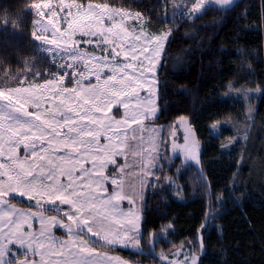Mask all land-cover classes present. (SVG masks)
Wrapping results in <instances>:
<instances>
[{
    "label": "trees",
    "instance_id": "obj_1",
    "mask_svg": "<svg viewBox=\"0 0 264 264\" xmlns=\"http://www.w3.org/2000/svg\"><path fill=\"white\" fill-rule=\"evenodd\" d=\"M78 1L139 13L151 33H171L158 72L160 110L147 121L163 127L165 151L144 203L139 244L89 240L91 246L129 264H164L185 245L200 247L202 235L200 264H264V0L211 5L195 19L194 0ZM35 2L0 0V89L55 79L61 70L32 35L37 26L27 9ZM181 117L201 143L202 170L170 153L168 136Z\"/></svg>",
    "mask_w": 264,
    "mask_h": 264
},
{
    "label": "snow or ice",
    "instance_id": "obj_2",
    "mask_svg": "<svg viewBox=\"0 0 264 264\" xmlns=\"http://www.w3.org/2000/svg\"><path fill=\"white\" fill-rule=\"evenodd\" d=\"M212 2L220 7H226L230 6L233 0H212ZM82 7L76 4L75 0L71 2L69 0H39L31 4L27 14L33 17L34 27L42 25L43 32L51 31V38L44 34H37L35 31L32 33L34 38L44 45H54L60 51L67 53L66 57H61V60L67 59L71 63H62L58 78L55 80L46 78L43 85L33 86L30 83L28 87L0 90V101L6 102L0 105V156L7 158L6 163L0 162V201L8 203L3 201V197L16 193L22 197L26 196L29 200L38 197L37 203L45 200L48 204L55 205L45 209L51 215L47 218L41 217L42 227L39 236L45 234L46 221L47 226L66 228L71 239V243H58L55 250L51 248L50 242L36 240V249L45 247L48 249L47 253L40 252L41 264H46L45 255L61 257L62 260L57 261L56 264H93L88 257L94 255L95 249L89 246L90 242L85 236V231L92 236L102 234L101 238L106 244L125 243V246L127 243H132L134 246L139 244V240L135 237L128 241L126 233L110 236L102 227L93 223L97 219V213L93 211L97 206V199L90 192L85 191V188L90 189L93 183L97 188H101L107 179L104 177L106 163L110 161L115 163L113 157L122 155L117 150L122 145H112V137H106L109 144L103 146L100 144L101 135L111 131L114 124H119L116 119L119 112L113 116L107 114L112 111L113 106H122L127 109L130 101L124 97L136 94L149 79L155 81L154 75L146 77L143 71H138L133 61L147 54L145 59L154 62L161 42L171 33L144 35L143 25H139L141 30L130 37L129 28L123 26L124 21L129 18L138 19L139 13L132 17L123 8L117 9L106 3L88 4V11L80 13L79 10ZM192 7L193 11H196L204 5L194 0ZM73 8L78 10L77 16L67 20V17L73 15ZM65 10H67L64 17L66 29L62 31L54 22V18ZM117 16L120 19L119 24L114 20ZM46 17L47 24H44ZM105 19L112 22L107 28L103 26ZM83 20H92L96 25L95 31H93V24H83ZM12 23L15 24L16 21L13 20ZM114 29L118 30L114 32ZM77 33L81 38L100 35L104 45H113L110 52L107 48H103L102 51L108 52L113 59L123 54L127 63L112 64L107 62L106 57L78 52L73 45L92 41L73 40V36ZM126 38L141 41V43L129 45L128 50L122 53L117 48L124 44ZM117 40L120 42L119 45ZM153 42H156V48L150 47ZM43 50L51 51L48 48ZM129 52L132 53L131 58H129ZM77 61H83L82 68L77 66ZM142 65L143 61H141ZM105 70L109 74L104 77L101 85L99 81ZM148 71H153V67H149ZM31 75L32 77L46 76L47 73L32 72ZM52 75L57 76V73L54 72ZM93 76L95 80L91 81ZM66 78L67 83H65ZM84 80L90 82L82 84L81 81ZM47 85H60V87H52L47 90V94L44 91H36ZM247 91L244 90L243 93L245 98H247ZM154 111V107L149 110V112ZM97 113H104V115H97ZM183 119L181 117V120ZM21 147L25 150L23 154H19ZM187 152L190 159L196 160L194 150H187ZM88 162L91 163L90 169L83 167ZM93 175L100 179L93 181ZM109 175L111 176V173ZM85 177L89 179L85 180ZM111 183L117 184V180L112 179ZM119 198L122 197L117 192L108 200ZM219 198L217 196V199ZM61 205H68L69 208L65 210ZM13 215L18 216L16 221H11ZM32 215L34 213L18 212L15 208L0 215V220L7 217L15 227L16 235L13 236L10 232L7 236L8 242H13L15 239L23 245L27 240L28 247H32L35 240L34 234L20 232L21 226ZM65 218L71 223H65ZM197 239L202 247V237L198 236ZM91 243L95 244L96 241ZM201 247L184 253V264H197L196 253L201 250ZM5 252L6 249L0 245V264H16L14 259L9 261L3 259ZM173 255L177 256L179 253ZM161 257L163 258V253ZM23 264H29V262L24 261ZM30 264H36V262L33 260ZM118 264L122 262L118 261ZM169 264H172V261H169Z\"/></svg>",
    "mask_w": 264,
    "mask_h": 264
},
{
    "label": "rangeland",
    "instance_id": "obj_3",
    "mask_svg": "<svg viewBox=\"0 0 264 264\" xmlns=\"http://www.w3.org/2000/svg\"><path fill=\"white\" fill-rule=\"evenodd\" d=\"M238 1L239 0H233V3L230 6H226L225 8L232 7ZM69 2H71V0H69ZM198 2L203 4L204 7H201L196 11H193L192 9L190 14L192 19L199 17L205 11V8L207 9L211 5H217L212 2V0H199ZM75 3L83 6L79 10L80 13L88 11V4L96 5V3H85L78 0H75ZM66 12L67 10H65L64 12H60L58 16L54 18V22L58 24L62 31L66 29V21L64 19ZM77 12L78 10L76 8H73V15L67 17V20H72L74 17H76ZM127 12H129L132 17H134L136 14L130 11ZM114 20L117 24L120 23V19L118 16L114 17ZM82 23L93 24V21L83 20ZM111 23V21L105 19L103 21V26L107 28L111 25ZM44 24H47V17L44 20ZM139 25H143L144 35H148L151 33L148 27V20L141 14L139 15L138 19L129 18L128 20L124 21L123 24L124 27L129 28L130 37L141 30L140 27H138ZM95 28L96 25L93 24V31H95ZM117 30L118 29H114V32ZM165 32L167 31H163L158 34H163ZM36 33L44 34L51 38V31H48L46 33L43 32L42 25L36 27ZM169 37L170 35L167 37L166 40L161 42V47L156 55L154 62L145 59V55L147 54L140 56L139 60L133 61L138 71H143L146 77H152L154 75L155 81L149 79L143 88L138 89L136 94H133L129 97H124V99L130 101L129 107L127 109L123 108L122 106H113L112 111L107 114L108 116H113L117 112H119V115L116 116V119L119 121V124H114L111 131H106L101 135L100 144L102 146L109 144V141L106 139V137L110 136L112 137V145H122L121 148L117 149L122 153V155H117L113 157L115 163H112L111 161L106 163L104 177H106L107 179H105L104 184L101 188H97L94 183L92 184V187L90 189L85 188V191L90 192V194L94 195L97 199V206L95 209H93V211L97 213V219L93 223L97 226L102 227L105 231L108 232L110 236H115L117 233H120L121 235H124L126 233L128 241L132 240L133 237L138 239L137 235L142 224V211L144 208L148 188H150L153 176L160 163L162 148L163 151H165V145L162 141L163 127L150 125L147 123V121L156 118L160 110L158 104V72L163 62L164 52ZM81 39L91 40L92 42H81L79 44L73 45V47L78 52H85L89 55H95L96 57H106L107 62L112 64L122 65L123 63H127V61L124 59L123 54L113 59L108 54V52L102 51L103 48H107L110 52L113 45H104L102 43V38L100 35L90 37L85 36L81 38L80 34L77 33L73 36V40ZM119 43L120 42L117 40L118 45ZM139 43H141V41H133L130 38H126L124 44L118 47L117 50L123 53L124 51L128 50L129 45ZM63 47V44H61V48ZM150 47L156 48V42H153ZM45 48L51 49V51L47 52L49 54H52V56L57 61H59L60 64L71 63V61H68L67 59L61 60V57H66L67 53L60 51L54 45H45ZM128 55L129 58H131L132 53L129 52ZM141 61H143L142 66ZM76 64L81 68L83 67V61H77ZM149 67H153V71H148ZM69 71L71 70L69 69ZM108 74L109 73L106 70L102 73L99 84H103L104 77ZM94 80L95 77H91V81ZM89 82V80L81 81L82 84H88ZM65 83H67V78L65 79ZM37 84L43 85L44 82L33 83L31 85L34 86ZM54 86L60 87V85H47L41 89H37L36 91H44L45 94H47V90L51 89ZM4 103L6 102L0 101V105H3ZM153 107L155 108V111L149 112V110ZM30 110L34 111V109ZM97 115H104V113H97ZM146 116L147 118H145ZM183 118V120H181L180 118L177 121L176 127L170 131V135L168 136L170 153L172 156L183 157L185 161L195 164L200 170H202L201 143L199 142L196 136L194 126L186 117ZM218 127V125L215 126V133L219 134L220 130H217ZM187 150L195 151L196 160L189 158ZM24 151L25 150L23 149V147H21L19 149V154H23ZM118 160L120 161V166L117 167V171L115 173V171L111 170L113 168L110 169V167L117 166ZM0 162L6 163V156H0ZM83 167L86 169H90L91 163H85ZM110 173L111 176L109 175ZM88 179L89 177H85V180ZM98 179H100V177L95 175L92 176L93 181ZM112 179H116L117 184H112ZM78 183L82 182L78 181ZM117 192L120 193L122 198L108 200L110 196L115 195ZM37 199L38 197L29 200L26 196L22 197L16 193H11L3 197V201H7L8 203L0 201V215H2L4 212L11 211L12 208H15L18 212L34 213V215L27 218V222L24 223L20 228V232L22 233L34 234L35 240L33 241V245L31 248L28 247L27 240L24 242L23 245L17 242L15 239L13 240V242H8L7 236L10 232L13 234V236L16 235L14 224L10 222L7 217H5L3 220H0V229H2V231H0V245H2L6 249L5 255L3 256V259L5 261L14 259L16 264H23L24 261H28L30 264V262L34 260L36 264H41L40 252L43 251L47 253L48 249L47 247H45L44 249H36V240L50 242V246L53 250L58 247V243L60 242L71 243V239L66 228L47 226L46 221L44 228L45 234L44 236H39L42 227L41 217L43 216L47 218L51 214L47 211H39L36 209L25 208L18 205V203L14 202V200L20 202L26 201L28 203L33 204V206L35 205L39 207V209L43 208V210L50 207H55V205H50L45 200H40V202L37 203ZM104 201L107 202L105 203ZM61 207L65 210L69 208L68 205H61ZM17 219V215H13L11 217V221H16ZM65 223H71V221H67L65 218ZM29 225H31V227H29ZM85 235L87 236L86 238L88 239V241H100L103 242L105 245L122 246L126 248L125 243L106 244L101 238L102 234L98 236H92L90 233H87L85 231ZM200 237H202V235H200ZM89 246L92 247L91 244H89ZM127 246L136 249V246H134L132 243H127ZM190 249H193L192 246L185 245L184 247L178 249L175 252L179 253V255L173 257H164V264H169V261H172V264H184L183 255L184 253L189 252ZM203 249L204 248L202 246L201 250L196 253V255L198 256L197 264H200V258L203 254ZM88 258L93 261V264H118V261L122 262V264H129L126 260L116 254L99 251L96 249L94 255ZM61 260L62 258L58 256L45 255L46 264H56L57 261Z\"/></svg>",
    "mask_w": 264,
    "mask_h": 264
},
{
    "label": "crops",
    "instance_id": "obj_4",
    "mask_svg": "<svg viewBox=\"0 0 264 264\" xmlns=\"http://www.w3.org/2000/svg\"><path fill=\"white\" fill-rule=\"evenodd\" d=\"M156 172V171H155ZM155 175V174H154ZM154 177V176H153ZM152 181H153V179H152ZM151 184H152V182H151ZM151 186V185H150ZM148 190H149V188H148ZM148 193V192H147ZM131 246V245H130ZM126 247H128V246H126Z\"/></svg>",
    "mask_w": 264,
    "mask_h": 264
}]
</instances>
